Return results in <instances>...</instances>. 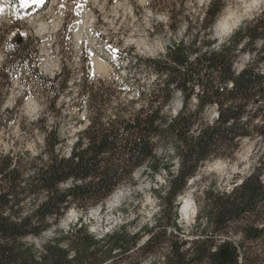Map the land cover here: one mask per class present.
<instances>
[{
  "label": "trees",
  "instance_id": "obj_1",
  "mask_svg": "<svg viewBox=\"0 0 264 264\" xmlns=\"http://www.w3.org/2000/svg\"><path fill=\"white\" fill-rule=\"evenodd\" d=\"M212 8L207 10L204 29L221 11V7ZM200 37L198 33L190 44H172L161 57L140 59L155 79L147 87L141 85L137 98L128 99L127 104L116 106L111 97L117 91L126 97L134 85L118 90L116 80H98L97 84L84 78L79 103L88 112L89 124L67 155L58 152L63 140L44 118L36 122L44 134V158L25 161L22 155L0 153V264H143L148 254L159 251L152 246L160 235L153 228L147 229L150 237L138 247L139 256L128 262V252L139 243V233L131 234L123 225L97 236L83 222L65 231L58 228L61 219L71 207L87 214L98 204L104 206L139 167L155 174L162 166L156 148L171 142L178 166L176 172L166 166L168 184L159 194L161 219H170L166 205L170 203L171 209L178 202L206 162L216 157L233 158L246 139L264 144V13L216 51H203V45L211 42L202 44ZM18 43L16 49L26 52L27 44ZM245 51L251 53L252 62L237 72L234 62ZM21 60L28 61L45 89L55 86L58 76L42 77L28 53L22 54ZM176 92L182 93V107L176 116L168 115L165 110ZM55 102L54 98L50 108ZM138 104L136 111L129 109ZM213 105L218 115L206 123L204 112ZM127 110L130 116L125 117ZM260 160L232 190L204 193L196 221L200 227L204 216L206 225L194 239L183 240V229L173 221L179 239L171 243L165 264H220L224 248L233 256L231 264L238 260L256 264V258L247 252L240 258L235 247L216 243L235 223L243 239H264V152ZM69 181L73 184L68 188L60 187ZM43 194L30 212L24 211L28 198ZM52 227H56L55 237L39 248L34 239Z\"/></svg>",
  "mask_w": 264,
  "mask_h": 264
},
{
  "label": "rangeland",
  "instance_id": "obj_2",
  "mask_svg": "<svg viewBox=\"0 0 264 264\" xmlns=\"http://www.w3.org/2000/svg\"><path fill=\"white\" fill-rule=\"evenodd\" d=\"M7 2L8 0H0V7L4 8V12L0 14V153L10 152L22 155L25 156V161L34 160L41 155L44 158V134L38 131L36 124L41 118L45 119L48 127L57 130L63 140L58 152L65 155L69 153L78 134L89 124L88 112L86 108H81L79 103L80 85L84 78L88 77L97 84H99L98 80H116L118 90L124 85H130V87L134 85L135 88L130 90L126 97H123L119 91L111 97L116 106L127 104L128 99L137 98L141 85L147 87L154 80L153 75L140 59L161 57L174 43L181 41L186 44L192 43L198 33L202 44L204 41L211 42L210 45H203V51H216L219 48L215 46L222 45L215 37L213 25L222 12L225 0H212L211 4L204 5L199 4L198 0H149L148 3H141L140 0H46L45 3L34 4L27 8H20L14 0H11L9 4ZM62 2L66 5L64 8L60 6ZM77 5H83V7ZM212 6V10L221 7V11L214 23L204 29L202 24L206 21L207 10ZM160 14L168 16L167 23L157 19ZM18 16L23 19H18ZM250 22L245 23L248 25ZM41 23L47 30L38 32L37 28ZM128 41H135V43H128ZM17 43L20 46L27 44L26 52L17 50L15 47ZM260 43L258 47L261 46ZM107 44L119 49L115 59L107 50ZM89 51L95 53V56L90 58ZM27 53L31 56L33 68L42 77L50 79L58 76L55 86L51 85L45 89L44 85L38 83L28 61L21 60V55ZM245 56L249 57L247 61L244 60ZM251 62V53L241 52L234 62V68L238 72ZM93 66L94 76L92 75ZM262 68L264 69V65ZM176 93L165 110L168 115H172L178 99L182 100L183 104L182 97H177ZM54 98L55 106L50 108ZM33 102L40 109L36 119L26 115V107ZM138 108L139 104L129 107L132 112ZM123 116H130V112L124 111ZM216 117L217 109L213 105L206 109L203 120L210 123ZM170 147L175 149L171 142L159 144L156 148V155L162 163L159 171L153 174L146 167H139L132 175V182L126 180L116 189H122L128 195L111 212L108 211L109 198L104 206L98 204L89 210L90 212L101 207L100 213L98 210V219L91 217L89 212L86 214L76 207H71L67 214L75 210L78 218L69 224L68 230L83 222L88 226L89 231L91 227L98 225L97 232H90L101 236L102 230L109 227L108 216L122 217L126 223L118 224L116 227L124 225L131 234H140L139 243L128 252V262H134L139 256L138 247L149 239L150 233L147 229L153 228L155 234L160 235L152 246L159 247V251L148 254L143 264H165V257L171 243L179 239V232L173 221L183 229V240L194 239L200 233L201 227L206 225L204 216H201L200 227L196 221L204 202V193L210 189L232 190L240 184L238 181L243 180L255 167L259 166L260 157L264 152V144L246 139L241 142L233 158L216 157L206 162L197 175L189 181L185 193L178 197L176 204L179 205L176 207V204H173L171 209L170 203L166 205L170 219H161L163 202L159 194L165 192L168 184L166 166H169L173 172H176L178 166L176 151L173 155L168 151ZM34 152L37 154L33 155ZM218 164L221 169L214 170ZM233 165L243 171L237 172L231 180H228L221 175V171L230 173ZM262 173L264 181V166ZM28 174H31V171ZM158 176L160 179H157ZM71 184L73 182L69 181L60 187L66 189ZM43 197L44 194L36 198H28L24 202V211L30 212ZM147 198L158 201L156 207L159 211L153 214L151 221L142 223L148 220L145 213L152 208L146 203ZM189 199L191 200L189 205H192L188 209L192 211L190 216L184 219L180 209ZM175 213H177L176 219H174ZM67 214L61 219L59 229L65 230L60 225L66 220ZM235 224L229 226L216 244L227 242L229 245L226 247H235L240 252V258L244 252H247L256 258V264H264V239L260 241L243 239L238 225ZM165 228L164 234L162 232ZM55 235L56 227H52L34 241L39 248H42ZM189 244L187 243L186 247ZM238 264H241V260H238Z\"/></svg>",
  "mask_w": 264,
  "mask_h": 264
},
{
  "label": "clouds",
  "instance_id": "obj_3",
  "mask_svg": "<svg viewBox=\"0 0 264 264\" xmlns=\"http://www.w3.org/2000/svg\"><path fill=\"white\" fill-rule=\"evenodd\" d=\"M141 3H148L149 0H140ZM212 0H198V3L201 5L204 4H211ZM264 13V0H225L224 7L222 9L221 14L216 19L214 25H213V31L215 34V37L220 40V44H224L225 42L229 41L242 27H246V21H252L255 19L256 16ZM151 15V13H149ZM157 19L160 21H164L167 23L168 16L165 14H160L157 16ZM41 30L46 31V26L41 23L37 31L40 32ZM128 43H135V41H128ZM216 48H219L220 45H216ZM161 51H163V48H161ZM151 54V53H149ZM249 57L245 56L244 60L247 61ZM240 67H243V65H240ZM155 79V77H153ZM177 97H182L181 92L176 93ZM195 99V98H193ZM182 107V100H177L175 108L173 109L172 115L176 116L179 112V109ZM39 107L35 106V102H33L30 106L26 107V115L29 116L31 119L38 118L39 114ZM218 115V114H217ZM168 151L175 155V149L169 148ZM37 153H33V155H36ZM178 159V158H177ZM243 159H247V157H243ZM227 167V166H224ZM221 166L218 164L216 166V169L214 170H220ZM243 169L237 167L236 165H233L230 169V173L227 171H221V175L227 177L228 180L232 179V176L236 174L237 172H242ZM157 179H160L158 176ZM243 181H238V183H242ZM128 195L125 191L117 190L113 193L111 197V203L108 205V211L111 212L114 207H118L121 203L123 198ZM146 203L151 205L152 208L150 211L145 213L147 215L148 220L142 221V223H147L151 221V218L155 212L159 211V208L156 207V204L158 203L157 200L152 198H147ZM89 215L94 218H99L98 216V210L93 209L89 212ZM78 218V213L75 210L69 211L67 214L66 220L61 222L60 227L65 229V231L68 230V226L70 223L76 221ZM109 227H106L102 230L103 233L110 232L112 228L116 227L118 224L126 223V221L121 218H114L112 216L107 217ZM99 226L91 227L90 231L95 233L97 232V228Z\"/></svg>",
  "mask_w": 264,
  "mask_h": 264
},
{
  "label": "snow or ice",
  "instance_id": "obj_4",
  "mask_svg": "<svg viewBox=\"0 0 264 264\" xmlns=\"http://www.w3.org/2000/svg\"><path fill=\"white\" fill-rule=\"evenodd\" d=\"M44 0H18V4L20 8H27L30 4H38V3H43ZM61 8H64L66 5L65 3H61ZM78 7H83V5H77ZM4 12V8L0 7V14H2ZM77 15H79V13H77ZM18 19H23V17L18 16ZM97 35H99V33H97ZM107 50L109 52H111L113 54V59L116 58V54L119 52V49L114 48L111 44H107ZM89 56L94 57L95 53L89 51ZM92 75H95V71H94V66H93V72Z\"/></svg>",
  "mask_w": 264,
  "mask_h": 264
},
{
  "label": "water",
  "instance_id": "obj_5",
  "mask_svg": "<svg viewBox=\"0 0 264 264\" xmlns=\"http://www.w3.org/2000/svg\"><path fill=\"white\" fill-rule=\"evenodd\" d=\"M220 264H231L233 262V256L228 248H224L221 251Z\"/></svg>",
  "mask_w": 264,
  "mask_h": 264
},
{
  "label": "bare ground",
  "instance_id": "obj_6",
  "mask_svg": "<svg viewBox=\"0 0 264 264\" xmlns=\"http://www.w3.org/2000/svg\"><path fill=\"white\" fill-rule=\"evenodd\" d=\"M118 190H120V191H123L122 189H118ZM117 191V190H116ZM115 191V192H116ZM113 195V194H112ZM112 195L109 197V199H108V205H109V203H111L112 201H111V197H112ZM191 200L189 199V200H187V202H190ZM186 202V203H187ZM115 208V207H114ZM193 208V207H192ZM192 211V209H188V207L186 206V207H184V209L183 210H181V214H182V216L184 217V219H186L188 216H190V212Z\"/></svg>",
  "mask_w": 264,
  "mask_h": 264
}]
</instances>
